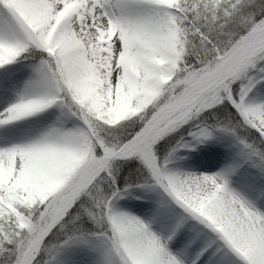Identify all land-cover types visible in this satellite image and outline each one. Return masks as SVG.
Instances as JSON below:
<instances>
[{
	"label": "snow or ice",
	"instance_id": "1",
	"mask_svg": "<svg viewBox=\"0 0 264 264\" xmlns=\"http://www.w3.org/2000/svg\"><path fill=\"white\" fill-rule=\"evenodd\" d=\"M0 264H264V0H0Z\"/></svg>",
	"mask_w": 264,
	"mask_h": 264
}]
</instances>
